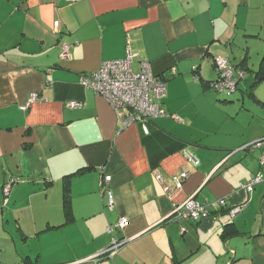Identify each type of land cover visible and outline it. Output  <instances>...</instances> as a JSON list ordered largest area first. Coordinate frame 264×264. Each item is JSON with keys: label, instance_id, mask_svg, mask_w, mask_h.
Wrapping results in <instances>:
<instances>
[{"label": "crops", "instance_id": "crops-1", "mask_svg": "<svg viewBox=\"0 0 264 264\" xmlns=\"http://www.w3.org/2000/svg\"><path fill=\"white\" fill-rule=\"evenodd\" d=\"M127 45L134 72L144 60L165 81L169 115L150 120L147 134L139 123L123 127L118 111L79 84ZM217 56L246 73L233 96L209 85ZM262 74L264 0H0V237L8 233L16 252L0 264H264V179L243 187L264 175ZM30 93L37 99L20 109ZM181 169L190 174L172 193L155 178ZM189 196L206 203V230L170 217ZM121 216L128 224L108 234ZM112 237L126 242L93 259Z\"/></svg>", "mask_w": 264, "mask_h": 264}, {"label": "built area", "instance_id": "built-area-1", "mask_svg": "<svg viewBox=\"0 0 264 264\" xmlns=\"http://www.w3.org/2000/svg\"><path fill=\"white\" fill-rule=\"evenodd\" d=\"M58 21L53 22V27L57 28ZM70 45L64 43L61 45L59 57L65 59L69 56ZM134 53L130 50L129 45L126 46L125 56L121 59L103 61L100 66L91 72L80 74L79 84L85 88L91 89L96 95L103 97L109 105L116 111L121 120L123 127L132 123H139L142 131L148 133V122L154 118L169 115L164 106L161 104V99L166 95V86L164 78L155 74L150 64L147 61H140L139 71L134 72L131 67ZM213 66L217 77L210 83V86L226 96L233 94L238 82L245 77V71L232 65L227 57L217 56L213 59ZM174 73V70H173ZM37 99L36 93H30L25 102L19 105V108L26 110L32 102ZM78 101H68L67 106L79 107ZM260 141L244 145L259 146ZM191 160V159H190ZM262 164L264 154L259 159ZM196 163V161H192ZM190 171L181 169L177 174H173L167 181L161 173L156 172V180L163 186V189L172 193L173 190H178L182 187L184 181L189 176ZM110 175L103 177V183L107 184L110 180ZM264 179V175L256 173L253 178L243 184L246 190H251L253 184ZM14 180H10L2 186V193L6 202L7 196ZM173 188V190H172ZM101 185V196L105 195L106 207L112 209L113 194L109 188L104 189ZM214 205L225 206L226 201L219 199L214 202ZM241 206H231L228 208V213L234 217L240 212ZM183 219L186 221L201 222L202 219L210 218V213L206 203H202L195 199L194 196H189L182 203L177 205L170 217ZM128 224L126 217H119L114 224H108L106 232L112 234L114 228H124ZM185 228L182 227L181 231ZM126 239H116L112 237L109 245L102 251L92 256L93 259L99 257H112L123 244Z\"/></svg>", "mask_w": 264, "mask_h": 264}, {"label": "trees", "instance_id": "trees-1", "mask_svg": "<svg viewBox=\"0 0 264 264\" xmlns=\"http://www.w3.org/2000/svg\"><path fill=\"white\" fill-rule=\"evenodd\" d=\"M261 74V73H260ZM264 74L261 75V77H263ZM215 80V79H214ZM213 80V81H214ZM212 82V81H211ZM210 82V83H211ZM210 85V84H209ZM211 87V86H210ZM84 169H79L78 171H76L75 173L73 174H76V173H80L81 171H83ZM71 175H67V179L68 177H70ZM63 203H64V206H65V215H66V219L67 220H71L72 219V213H71V209H70V187H69V184H67V181L65 180L64 181V185H63ZM224 232L226 234H230L232 231H231V228H230V224H225L224 228H223Z\"/></svg>", "mask_w": 264, "mask_h": 264}, {"label": "rangeland", "instance_id": "rangeland-1", "mask_svg": "<svg viewBox=\"0 0 264 264\" xmlns=\"http://www.w3.org/2000/svg\"><path fill=\"white\" fill-rule=\"evenodd\" d=\"M234 94L235 93L231 94L230 96H233ZM222 95L224 96L225 94H222ZM226 97H228V96H226ZM1 234H3V237H2L3 239H1V237H0V244L2 246V250H0V257H3V256L11 257V258L15 257L16 252L12 247L13 243L11 241L10 235L8 233H1Z\"/></svg>", "mask_w": 264, "mask_h": 264}, {"label": "water", "instance_id": "water-1", "mask_svg": "<svg viewBox=\"0 0 264 264\" xmlns=\"http://www.w3.org/2000/svg\"><path fill=\"white\" fill-rule=\"evenodd\" d=\"M210 226H211V217L202 219L201 226H200L202 230H206Z\"/></svg>", "mask_w": 264, "mask_h": 264}]
</instances>
